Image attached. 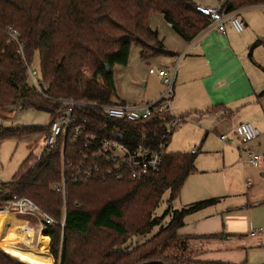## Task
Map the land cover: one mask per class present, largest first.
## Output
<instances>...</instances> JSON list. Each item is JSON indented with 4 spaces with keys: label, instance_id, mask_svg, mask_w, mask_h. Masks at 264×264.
<instances>
[{
    "label": "trees",
    "instance_id": "obj_1",
    "mask_svg": "<svg viewBox=\"0 0 264 264\" xmlns=\"http://www.w3.org/2000/svg\"><path fill=\"white\" fill-rule=\"evenodd\" d=\"M196 6L192 0H0V108H33L52 115L60 108L56 99L114 102V68L128 66L133 44L140 46L142 60L169 54L150 27L151 15L162 14L180 37L191 42L210 25ZM263 6L264 0H224L222 8L231 13ZM10 28L20 33L26 60L34 63L38 57L41 86L48 98L33 87L24 60L11 43ZM163 121L120 124L98 109L77 114V122L97 136L108 137L116 128L135 140L145 135L155 143L163 134ZM46 130L47 126L23 131L2 127L0 141H19ZM85 154L81 144L73 146L71 138L64 144L60 139L53 149L45 148L40 158L30 155L12 181L0 183V220L7 202L25 198L55 221V225H45L39 236L51 239L49 255L38 250L27 254L0 243L7 251L0 248V264H228L195 260L177 233L188 216L217 205L216 199L176 211L170 206L167 226L150 240L127 246L131 238L162 225L165 217L154 214L167 192L170 203L180 198L185 181L196 171L195 155L168 154L161 172L141 181H121L106 172L77 180L76 170ZM63 179L65 198L55 189ZM103 193H112L113 199L98 211L82 207ZM18 218L39 232L37 219Z\"/></svg>",
    "mask_w": 264,
    "mask_h": 264
},
{
    "label": "crops",
    "instance_id": "obj_2",
    "mask_svg": "<svg viewBox=\"0 0 264 264\" xmlns=\"http://www.w3.org/2000/svg\"><path fill=\"white\" fill-rule=\"evenodd\" d=\"M192 1L196 5L211 7H222L224 3V0H218L216 4L207 5L203 1ZM256 10L264 11V6L237 12L245 23L242 33L228 25L226 34L221 35L209 26L193 41L187 42L165 19V26L155 30L169 54L154 55L142 61L148 66L150 76H154L150 70L166 69L170 74L176 75L171 106L174 116L182 115L185 118L191 114H200L202 117H212L215 119L217 134L238 124L233 120L239 117L241 124L252 122L261 126L264 132V120L261 119L264 113V77L259 73H264V18H248ZM257 42L261 44L253 48ZM155 82L156 92L149 101L130 104L139 106L158 101L166 87L158 76ZM17 108L19 107L0 108V115L5 117V111L14 114ZM38 141H35L37 145L30 154L36 158H40L45 150V146L42 148ZM170 142L166 156L191 155L192 150L187 153L169 152ZM236 146L240 152L224 143L215 156L216 164L210 169L198 167V155L201 153L198 150L195 155L196 171L185 181L178 199L182 206L178 210L210 199L219 200L217 205L188 216L184 227L177 232L179 238L187 242L189 253L197 261L253 264L249 260L261 255L262 261L255 264H264V175L255 174L256 171L248 164L246 154L242 152V146ZM250 172L255 175V186L249 187L244 195L245 207L238 209L228 205L226 201L236 195L237 185L243 183V175ZM13 215L19 224L34 231L36 242L41 238L39 234L42 233L33 229L28 221ZM254 229L263 231L253 238L250 233ZM46 239L50 241L49 237Z\"/></svg>",
    "mask_w": 264,
    "mask_h": 264
},
{
    "label": "built area",
    "instance_id": "obj_3",
    "mask_svg": "<svg viewBox=\"0 0 264 264\" xmlns=\"http://www.w3.org/2000/svg\"><path fill=\"white\" fill-rule=\"evenodd\" d=\"M196 10L210 20V27L214 28L221 35L226 34L228 25L238 32L245 30V23L237 12L227 13L221 6L197 5ZM8 34L11 43L18 48L27 67L28 75L36 91L48 98L41 86V75L39 67H33L25 58V44L20 40V33L15 29H9ZM159 76L165 84V91L160 99L154 103L134 105L127 102L98 104L93 102L76 101L73 99H56L60 106L56 114H52L51 121L47 125L45 148L51 150L60 139L63 143L72 139L73 146L81 144L86 154L83 161L76 170L77 180H90L100 176L103 172L116 176L119 180L141 181L151 175L161 172L164 166L166 150L174 132L185 123V118L172 114L171 106L174 98V84L176 75L168 70H159ZM86 109H98L102 111L109 120L120 124H147L155 120H164V131L159 142L155 143L152 138L143 136L139 140L129 137L121 129H113L108 137L97 136L87 130V126L77 122V114ZM261 135L259 129L250 123H243L231 130L229 134L222 135L221 141L225 144L235 146V141L230 137L234 136L239 145H248L257 140ZM247 161L254 169L264 168V156L245 150ZM198 150L193 149L191 155H197ZM252 182H247L251 187ZM55 189L66 197V184L63 179L62 185ZM8 213L12 212L17 217L32 216L39 222L40 232L45 225H55V221L41 211L32 201L28 199H16L7 202L4 206ZM65 218L61 226L64 227ZM261 229L251 231V237H257L262 233Z\"/></svg>",
    "mask_w": 264,
    "mask_h": 264
},
{
    "label": "rangeland",
    "instance_id": "obj_4",
    "mask_svg": "<svg viewBox=\"0 0 264 264\" xmlns=\"http://www.w3.org/2000/svg\"><path fill=\"white\" fill-rule=\"evenodd\" d=\"M194 1H203L207 5L216 4L218 2V0H194ZM263 13L264 11L256 10L254 12H251L248 18H264ZM150 18H151L150 27L153 30H156L157 28H161V26H165L164 24L166 22L164 21L165 18L162 14L153 13ZM151 44L153 46L155 45L153 43ZM258 50L260 49L258 48ZM140 51H141L140 46L138 44H133L128 66H115L114 73H115V82L117 88V96H115L113 99L114 103L120 101L129 102V103L146 102L149 101L150 97L155 95L156 92V89L154 88L156 86L155 78L156 76L161 78L158 74L159 71L150 70L152 71L154 76L149 75V68L148 66H146V63L142 61L140 56ZM262 56H264V51H262ZM33 67L36 68L39 67L37 56L35 57ZM259 73L261 76L264 77V73H262V71H259ZM146 83H148L147 86L144 85ZM5 114H6L5 117L3 115L1 117L0 115V130L4 125H6L7 127L4 128H10L16 131L19 130L23 131L24 128L27 127L47 126L51 121L50 114L43 111L35 110L33 108L23 109L19 107L17 108L16 113L13 114L10 111H5ZM202 116L203 115L200 114L199 115L191 114L185 117V123L181 127H179L178 130H176L175 133L173 134L172 140L169 145V152L187 153L193 149L199 150L201 151V153L198 155V161H197L198 167L202 169H210L216 164V157H215L216 154L220 152L222 147L224 146V142L221 141L220 137L224 134H228V132L231 129L237 127V125L241 124L242 122H240V120L238 119L239 117H236L233 120V122L236 121V123L238 122V124H236L235 126H230L231 128H228V130L223 133L217 134L215 132V126H216V123L214 121L215 119H213L212 117H202ZM177 117H182V115H179ZM261 119L264 120V113L261 116ZM249 123L253 124L252 122ZM253 125L260 130L262 135L255 142L250 143L248 145H242L241 147V149L243 150L242 152L245 153V150L250 149L252 152L264 156V132L261 126L257 124H253ZM30 136H31L30 138L27 137L19 141L15 139L0 141V183H6L13 180L15 175L20 170L21 166L24 164V162L28 159V157L34 150L35 145H37L35 141H38L39 139L40 141L38 142L41 143H38V145H41L42 148L43 146H45L43 145L44 144L43 141L45 140L46 137L45 132L32 133V135ZM230 139L235 141L236 144H238L239 140H237L234 136H231ZM236 144L235 146H231L229 144L226 145L229 147H233L235 148V150L239 151L238 150L239 148L238 146H236ZM33 164L35 165V163ZM33 164L31 166H34ZM250 168L254 169L252 166H250ZM254 172L255 174H257V176L264 175V169L261 170L254 169ZM254 177H255L254 173L251 172L247 175H243V183L242 185H240V183L237 185L236 195L233 196V198H230L229 200L226 201L228 205H231L232 207L238 209H243L245 207L244 195L247 194V190H248L247 182L251 181L252 185L255 186ZM112 199H113L112 193L98 194L96 199L93 200L89 206H86L87 204L86 205L83 204L82 207L89 212H96L100 208H102L103 205L109 202V200ZM169 199H170V193L167 192L163 198L162 203L160 204L159 208L156 210L154 214V217L156 218L165 217L162 222V225L156 226L150 233L144 236H137L131 238L127 243V246L135 247L138 244L150 240L160 231L162 227H165L169 224L171 218L170 215L166 216V213L168 212L170 206L172 207L173 211L182 208L178 200L175 203L174 202L170 203ZM10 213L12 212L8 213L6 210V214L0 220V243L6 246L9 245L5 244L1 240V236L7 220V215H9ZM14 219L12 221L13 226H19V227L22 226L24 228H28L24 224H19L15 217ZM39 236H42V234H39ZM41 240L37 239L36 242L35 234H34L32 239V244L35 247V249L26 246L21 240H17L15 245L9 247H12L17 250L19 249V251L25 252L27 254H33L35 250L38 251L41 250L43 252L48 251L46 254L49 255L51 239L49 241L48 250H43L40 247ZM0 248L4 250V248L2 247ZM262 258L263 257L261 255H258L255 258H251L252 260L251 261L249 260V263H253V264L259 263L260 261H262ZM51 264H53V262Z\"/></svg>",
    "mask_w": 264,
    "mask_h": 264
},
{
    "label": "bare ground",
    "instance_id": "obj_5",
    "mask_svg": "<svg viewBox=\"0 0 264 264\" xmlns=\"http://www.w3.org/2000/svg\"><path fill=\"white\" fill-rule=\"evenodd\" d=\"M13 219V214L7 215V220L3 229L1 240L9 246L15 245L17 240H21L26 246L35 249L32 244V239L35 234L34 231L30 230L29 228H24L22 226H13ZM40 247L43 250H48L49 239L41 240Z\"/></svg>",
    "mask_w": 264,
    "mask_h": 264
},
{
    "label": "water",
    "instance_id": "obj_6",
    "mask_svg": "<svg viewBox=\"0 0 264 264\" xmlns=\"http://www.w3.org/2000/svg\"><path fill=\"white\" fill-rule=\"evenodd\" d=\"M111 69V67L109 65H107V70L109 71ZM147 264H156V263H147Z\"/></svg>",
    "mask_w": 264,
    "mask_h": 264
}]
</instances>
